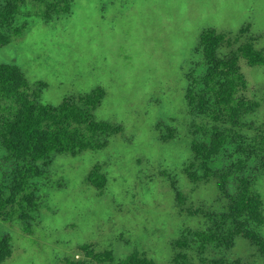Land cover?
Masks as SVG:
<instances>
[{
    "label": "rangeland",
    "instance_id": "obj_1",
    "mask_svg": "<svg viewBox=\"0 0 264 264\" xmlns=\"http://www.w3.org/2000/svg\"><path fill=\"white\" fill-rule=\"evenodd\" d=\"M72 4L69 14L52 19L43 7L23 6L15 22L23 34L0 43V65L18 66L40 90L41 101L52 106L102 88L106 97L96 118L120 132L100 151L57 156L44 167L47 175L34 180L39 212L28 225L1 222L0 232L10 234L13 247L6 264L82 261L84 245L95 254L112 251L116 264L134 252L156 264H172L175 241L192 240L189 230L208 229L203 216L190 217L186 208L220 213L226 206L215 180L196 183L185 173L193 159L191 128L202 123L185 103L192 78L201 79L207 69L201 49L196 51L200 36L210 29L226 34L231 44L219 50L222 57L245 42L264 51V0ZM240 67L248 83L245 94L260 103L248 118L254 129L244 132L254 138L264 134V67H250L243 58ZM96 167L106 179L102 190L88 182ZM256 190L264 202V175ZM189 259L264 264L242 237L232 249L209 247L202 257L190 253Z\"/></svg>",
    "mask_w": 264,
    "mask_h": 264
},
{
    "label": "trees",
    "instance_id": "obj_2",
    "mask_svg": "<svg viewBox=\"0 0 264 264\" xmlns=\"http://www.w3.org/2000/svg\"><path fill=\"white\" fill-rule=\"evenodd\" d=\"M72 1L0 0V43L7 45L23 34V27L15 26V22L28 3L43 7L47 18L52 19L69 14ZM228 43L226 34L212 29L200 36L196 51L201 49L203 53L206 73L201 79L192 78L185 94L189 111L202 119L201 125L191 128L193 159L185 173L196 183L215 180L226 206L220 213L186 208L190 217L203 216L208 229L189 230L192 240L181 236L175 241L172 264H193L189 254L202 257L209 247L232 249L238 237L249 241L264 261V202L256 190L257 180L264 175V134L254 138L244 134L254 129L248 118L257 113L260 103L245 94L248 83L240 67V58L250 67H264V51L245 42L236 51L220 56L219 50ZM198 84L202 85L199 90ZM40 93L18 66L0 65V226L14 219L28 225L39 212L41 203L34 180L47 175L44 167L57 156L100 151L120 132L119 127L96 118V110L106 97L102 88L67 98L59 106L43 103ZM88 182L100 190L105 188L106 179L99 167L89 175ZM178 204L183 205L179 200ZM196 244L198 247H193ZM80 249L86 259H69L66 264H88L89 260L116 264L112 251L95 254L86 245ZM12 255L10 234L0 232V264H6ZM117 264L156 263L134 252Z\"/></svg>",
    "mask_w": 264,
    "mask_h": 264
}]
</instances>
